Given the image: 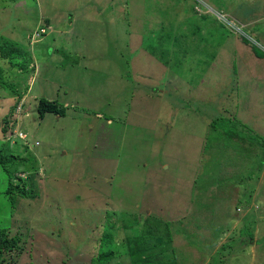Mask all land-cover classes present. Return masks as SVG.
I'll return each instance as SVG.
<instances>
[{
	"label": "rangeland",
	"instance_id": "374dc122",
	"mask_svg": "<svg viewBox=\"0 0 264 264\" xmlns=\"http://www.w3.org/2000/svg\"><path fill=\"white\" fill-rule=\"evenodd\" d=\"M201 1L193 13L196 0H143L144 10L137 0H0V50L22 49L10 60L0 51V147L1 127L10 123L28 145H3L0 159V228L21 247L7 264H90L102 222L126 219L136 230L150 213L182 245L174 264H264V171L234 191L219 189L220 172L201 161L220 115L230 117L229 127L236 119L264 133V82L249 86V74L264 78V59L241 61L233 48V26L264 47V0ZM254 16L261 19L249 21ZM196 25L221 41L205 86L193 57L203 49ZM40 98L63 113L39 118ZM18 99L23 108L15 113ZM18 157L42 164L31 198L4 193L2 169L13 170ZM251 211L255 230L245 245L237 228ZM113 232L116 240L126 233ZM230 235L233 243L219 249ZM238 244L243 253H228Z\"/></svg>",
	"mask_w": 264,
	"mask_h": 264
},
{
	"label": "trees",
	"instance_id": "16d2710c",
	"mask_svg": "<svg viewBox=\"0 0 264 264\" xmlns=\"http://www.w3.org/2000/svg\"><path fill=\"white\" fill-rule=\"evenodd\" d=\"M137 1H139V3L137 4L138 8L140 7L141 10L147 9L148 3L144 4L143 0ZM201 3V0H196V9H192V11H194L193 13L201 12V10H199L201 9L199 5ZM47 24H50V22L48 21ZM196 26V31L198 32V34L196 35V46H203V49L195 47L196 54H193V57L195 59L196 55V68L198 69V67H200L199 73L196 69V76L202 78L204 76L203 73L205 71L207 72V69L208 67H210L212 60L216 57L217 49L221 47V41L215 38H208L205 30H200V28L203 27H201L200 25ZM130 35L134 37L136 36L135 32H131ZM242 35L243 36H240L239 40H241L243 43L251 42L248 38H246V34L244 31H242ZM151 37H153V35L147 34L144 37V41H146V39L149 40V42L146 44L148 45L147 48L150 49L153 54H155L156 47H153L155 49L154 51V49L151 47ZM144 41L142 44L143 47L146 46ZM175 41L179 42L177 39ZM191 41H193V39L189 40V42ZM251 46L258 57H264V51L259 49V47L254 44H252ZM7 48L8 47H5L3 50H0L7 60L21 55L22 49L18 47ZM188 50L189 49H182L181 51L183 52L180 55L186 58L188 56H191L187 53ZM27 60L29 61V59ZM25 61L20 60L16 63L23 67V65H27V63L25 64ZM4 67L0 63V82L5 80L6 74L4 73L6 71L4 70ZM204 78L206 77L204 76ZM206 83L207 81L203 79L201 85L205 86ZM20 86L21 85L17 84L16 89H20ZM8 90L11 89L8 88ZM11 93H14V91H12ZM213 102L218 103V101ZM19 104L20 102L18 99L15 105V110L16 107L19 106ZM226 110L229 111L228 109ZM36 111L38 112L39 118H43L47 113L62 114L63 108L54 100L40 98L36 105ZM24 113L28 112L25 111ZM220 116L221 117L214 118L212 120L213 122H211L213 125H215V130L210 136H208L206 140V143L208 142L207 145H203V151H201V161L203 164L202 167L206 169L214 165L212 166V173L216 174L217 172H220V175L222 177L221 180V177L218 178V180H215L216 187L219 189L228 187L230 189L232 188L234 191L235 184H241V182L243 183L245 179H249V181H252L254 179L258 180V178L260 177V172L264 171V133L260 134V132L258 133L257 131H254L252 129H246L247 125L243 124L241 120V122H239L236 119H232L233 125L229 127L227 123L228 120H230V117H226L225 119H223V115ZM11 121H16V118L12 119ZM14 128L15 127L12 126L11 123L9 125H6V127H1V139H3L1 140V143L4 146L8 147L9 145L18 144V140H21L25 145L24 148H27V135L25 131L18 127V131H21L25 134V137H20L12 132ZM7 129L11 130V132L7 133ZM3 145H1L0 147V159L2 158L3 150H6V148L3 149ZM11 165L13 167V170L2 169V172L8 180V184L6 186V189L4 190L5 195L15 192L19 194V196H26V198H31L30 192L37 187V185H31L33 181H35L32 178L39 177V175H41L39 168L40 166H42V164L38 159H36V161H26L24 157H18V159L14 160ZM228 167H230V169H228ZM240 175L244 177L241 178ZM28 180L32 181L30 182ZM27 182H30V185H26ZM253 183L255 184L254 181ZM246 185L247 183H245V186ZM200 188L204 187L201 186ZM244 190L248 189L244 188ZM252 190L249 192L248 202L250 201L249 197H251ZM252 213V211L249 214L247 213L248 215L242 219V224L237 228L239 231V235L245 236L244 239L246 240L243 241L245 245L249 243L251 244L253 240L255 224L251 225V222L254 221V223H256V217ZM153 216L154 215H152V213L145 215L144 219L142 220L141 227L136 230L134 229L133 224H131L130 221H127L126 219L119 220V223H116L115 217L111 216L108 222H102V226L104 223L105 224L102 228L101 234L98 236V240H96L97 251L94 255H92L90 264H174L175 261H177L175 256V253L177 252L175 245H178V247L182 245L173 243V238L169 231L164 233L163 229H161V226L158 223L159 219ZM159 222L161 221L159 220ZM113 230H125L126 233L122 237L119 236V239L116 240V238L114 237L115 232H113ZM217 231L218 229L216 230V232ZM220 232L217 233V236L214 233L215 236L213 237L217 239ZM240 232L242 233V235ZM193 235L194 238H196V233H194ZM234 238V235H230L225 240L224 244H221L218 248L222 249L226 247V244L228 242L233 243V241L235 240ZM185 241L187 240L185 239ZM212 241L210 242L211 246ZM229 245L230 247H232L231 244ZM245 245L243 247H240L242 246V244H238L236 249H233V251L230 249L228 253H241L244 250L242 248L246 247ZM119 249H121L122 252H119ZM20 250L21 247L17 244V238L11 236L5 228H0V264L11 263L14 259L13 254L17 251L20 252ZM211 251L214 250L212 249ZM225 257L228 258V256L226 255Z\"/></svg>",
	"mask_w": 264,
	"mask_h": 264
},
{
	"label": "crops",
	"instance_id": "0c3cea01",
	"mask_svg": "<svg viewBox=\"0 0 264 264\" xmlns=\"http://www.w3.org/2000/svg\"><path fill=\"white\" fill-rule=\"evenodd\" d=\"M258 19H261V17L259 16V17H257V16H254V17H252V18H250V20L249 21H255V20H258ZM241 21V20H240ZM249 21H246V22H243V23H245V24H248V22ZM242 22V21H241ZM236 36H237V33H235L234 34V38H233V42H234V53L235 54H237L238 53V55H243V57L241 58L242 60L241 61H243V60H245L246 58H248V60L249 61H256L255 59H257V58H260V59H264V57H258L257 55H256V53L254 52V50L252 49V44H254V45H256V46H258L259 47V49H261L262 51H264V47H262L259 43H261V42H259L257 39H254V37L253 36H251V35H249V40L251 41L250 43L248 42V43H243L241 40L239 41V39L238 38H236ZM241 44L243 45L244 44V46H246V47H242L241 46ZM250 53H252L253 54V56L252 55H250ZM240 59V57L238 58V60ZM253 67V66H252ZM254 68V67H253ZM249 78H250V82H249V86H250V88L252 87V85H255L256 83H258V80H261V81H263L264 82V79H258L257 78V76L255 75V74H249ZM253 91H255V90H253Z\"/></svg>",
	"mask_w": 264,
	"mask_h": 264
},
{
	"label": "clouds",
	"instance_id": "9594fccd",
	"mask_svg": "<svg viewBox=\"0 0 264 264\" xmlns=\"http://www.w3.org/2000/svg\"><path fill=\"white\" fill-rule=\"evenodd\" d=\"M210 10L212 9L211 7L209 8ZM199 10H201V9H199ZM218 17L220 18V19H224V20H226V15H223V14H218ZM233 29H234V34L235 33H241L240 31H242L241 30V28L239 27V26H233ZM247 35V34H246ZM248 37H249V35H247ZM18 108V109H17ZM19 108H21L20 107V104H19V106L18 107H16V109H17V111L15 110V113H18L19 112ZM22 109V108H21ZM18 131V127H16V128H14L13 129V133H15V131ZM11 132V130H9V133ZM16 134V133H15ZM24 134V133H23ZM23 137H25V134H24V136ZM1 140H3V139H1ZM35 144H37V141L35 142ZM11 146V145H10ZM25 146V145H24ZM27 146V148H28V145H26Z\"/></svg>",
	"mask_w": 264,
	"mask_h": 264
},
{
	"label": "built area",
	"instance_id": "2783aa9c",
	"mask_svg": "<svg viewBox=\"0 0 264 264\" xmlns=\"http://www.w3.org/2000/svg\"><path fill=\"white\" fill-rule=\"evenodd\" d=\"M35 35L39 36V32L35 33ZM15 133H16L18 136H20V137H23V136H24V134H23L21 131H17V130H16Z\"/></svg>",
	"mask_w": 264,
	"mask_h": 264
}]
</instances>
